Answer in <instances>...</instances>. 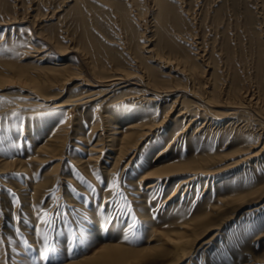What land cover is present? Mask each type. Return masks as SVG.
Here are the masks:
<instances>
[{"label":"rangeland","instance_id":"rangeland-1","mask_svg":"<svg viewBox=\"0 0 264 264\" xmlns=\"http://www.w3.org/2000/svg\"><path fill=\"white\" fill-rule=\"evenodd\" d=\"M130 3L0 0V20L18 21L7 26V32L6 26H0V72L9 65L37 72L38 61L31 57L37 53L33 46L47 48L48 42L60 49L72 43L90 55L92 61L98 57L100 63L115 60L128 67L135 62L129 55H147L139 45L152 43L167 55L178 53L192 60L202 83L210 78L208 85H213L210 89L214 88L215 94L226 92L221 97L253 92L257 97L253 109L264 115V0H164L163 6L151 0L135 2L137 5ZM147 37L150 41H146ZM197 44L202 49V59L196 56ZM44 53H48V59L57 57L56 52ZM78 56L71 53L65 58L76 62ZM147 63L154 67L157 77L169 84L182 80L180 75L174 78L163 75L162 68L149 59ZM72 85L71 92L57 97L58 102L77 92ZM26 95L28 90L17 84L0 90V264H61L77 260L115 241L116 234H107V229L116 223L126 228L127 239L117 236L123 245L143 248L148 222L164 229L177 219L200 217L201 207L206 203L216 202L229 194V189L254 187L264 177V163L256 167L254 162L246 168L244 163L211 175L209 181L208 175L200 174L187 194L185 186L179 187L183 175L163 181L156 190L147 193V184L157 178L142 180L141 176L151 167L197 154L225 153L229 149L221 150V143L228 146L234 138L242 137L249 145L258 140L257 133L239 125L222 137V131L217 129L197 134L202 119L179 136L183 123L172 122V128L156 130L120 160L109 157L104 149L101 157L90 163L84 160L92 153L89 148L100 134L91 130L96 120L94 113L90 110L80 113L76 130L70 129L61 150L43 153L39 149L47 141L49 131L34 128L36 118L11 109L15 102L25 101ZM171 106L170 102L164 103V111ZM149 110L152 113L148 116L165 114L153 106ZM30 124L32 134L21 135L24 126L30 128ZM263 142L261 138L259 146ZM163 150L167 153L154 161ZM38 157L45 159L37 161ZM236 159L220 165L224 167ZM176 189V201L168 204L165 200ZM256 205L231 210L233 217L222 225L209 247L177 264H264V207L247 211ZM44 237H48L47 242ZM49 246L55 252L49 250L44 255ZM139 259L131 260L130 264H160L159 259L149 254Z\"/></svg>","mask_w":264,"mask_h":264},{"label":"bare ground","instance_id":"bare-ground-1","mask_svg":"<svg viewBox=\"0 0 264 264\" xmlns=\"http://www.w3.org/2000/svg\"><path fill=\"white\" fill-rule=\"evenodd\" d=\"M128 1L140 3L143 0ZM151 1L159 2L161 6L164 5V0ZM15 22L18 21L3 19L0 20V26H6L4 31L7 32V26ZM146 41L150 39L147 37ZM47 44L49 46H46L47 48L33 46L34 52L37 53L26 52L29 56L32 54L31 57L38 61L37 72L30 73L20 67L17 70L10 65L5 66L6 69L0 72V90L10 84H17L28 90L27 99L15 102L11 109L36 118L37 123L34 128L49 131L47 141L39 149L41 152L61 150L66 144L67 133L70 129L76 130L78 125L76 119L79 118L80 113L90 110L96 117L91 130L100 131L96 142L89 148L92 153L87 160H84L90 163L100 158L104 149L108 151L109 157H115L118 161L156 130L172 128L170 125L172 122L183 123L184 126L179 136L185 135L202 119L204 122L197 127V134L203 130L217 129L222 131L220 135L222 137L233 127L239 125L248 127L257 133L258 140L249 145H246V138L242 137L234 138L228 146L226 143H221L223 145L221 150L227 147L229 149L225 153L219 151L197 154L190 159H178L164 166L151 167L141 176L142 180L157 178V181L147 184V193L156 190L159 184L169 181L176 175H183L180 178L179 187L185 186L187 194L200 174L208 175L206 179L209 181V177L212 178L211 175L240 164L245 163L244 168L252 166L254 162L258 167L263 165L260 163H264V142L261 146L259 142L261 138H264V115L253 109V106L257 104V97L252 94L253 92L246 91L245 95L237 93L232 98L221 97L226 92L217 95L214 93V88L210 89L213 85H208L212 81L209 74V79L202 83L192 60L178 56V53L177 56L167 55L154 45L152 46V43L143 42L139 45L144 48L147 55L139 56L131 52L133 55L129 56L135 62L131 61L132 65L129 67L115 60L100 63L98 57L97 60L92 61L90 55L82 53L79 47L72 43L62 49L55 43L48 42ZM139 46L136 49L141 52ZM46 50L56 52L55 54L60 58L48 59V53H44ZM201 50L197 44L195 53L199 59L203 57ZM139 52L138 54H142ZM71 53L79 55V60L75 62L72 58H65ZM147 59L159 65L163 70V75L171 78L180 75L182 80L179 79L178 82L174 79L176 83L169 84L167 80L157 77L153 70L154 67L147 63ZM205 71H202L203 76ZM206 76L207 73L204 77ZM72 84L77 92L58 102L57 97L69 92ZM166 102H170L172 106L164 111L163 104ZM151 106L161 109L165 114L161 115L160 112L159 115L148 116L152 113V110H149ZM193 114L194 116L191 117ZM32 130V125L30 128L24 126L21 135H27ZM166 153V150L158 152L154 161ZM112 154L116 155L112 156ZM231 158L238 159L224 167L220 165ZM36 159L41 161L45 157ZM218 165L220 167H217ZM147 193L144 192L143 196L147 197ZM177 195L178 190L176 189L165 201L170 204L176 201ZM263 198L264 177L259 178L254 187L240 186L229 189V194L216 199L217 203H206L201 207L203 214L200 217L180 218L164 229H158L154 223L148 222V237L145 239L146 245L143 248L131 249L123 245L122 239H118L117 236L124 239L126 228L123 229V226L117 223L112 224L107 229V234H116L113 239L115 241L100 247L91 255H84L77 260H67L61 264H130L131 260L148 254L159 259L160 264H177L199 249L208 248L220 234L222 225L233 217L230 216L231 210L242 209L246 205H255V203L257 205L247 211L259 210L264 207V201L261 202ZM151 242L155 243L151 244Z\"/></svg>","mask_w":264,"mask_h":264},{"label":"snow or ice","instance_id":"snow-or-ice-1","mask_svg":"<svg viewBox=\"0 0 264 264\" xmlns=\"http://www.w3.org/2000/svg\"><path fill=\"white\" fill-rule=\"evenodd\" d=\"M114 183H115V182H114ZM125 238L127 239V237H125ZM44 240H45V242H47L48 237H44ZM49 250L55 252V248H51V246H49V247L46 248L44 255H47V252H48Z\"/></svg>","mask_w":264,"mask_h":264}]
</instances>
